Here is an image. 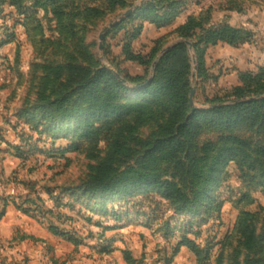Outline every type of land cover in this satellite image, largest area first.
Wrapping results in <instances>:
<instances>
[{"label":"rangeland","instance_id":"obj_1","mask_svg":"<svg viewBox=\"0 0 264 264\" xmlns=\"http://www.w3.org/2000/svg\"><path fill=\"white\" fill-rule=\"evenodd\" d=\"M91 58L121 85L98 101L145 113H78L90 104L75 88ZM186 68L189 117L264 100V0H0V264H128V253L135 264H264V116L199 121L184 163L203 176L181 183L201 192L198 211H175L148 182L107 199L81 189L109 166L114 187L182 176L173 159L145 157L175 102L143 89ZM89 126L99 129L86 137ZM229 136L249 157H226L209 175Z\"/></svg>","mask_w":264,"mask_h":264},{"label":"trees","instance_id":"obj_2","mask_svg":"<svg viewBox=\"0 0 264 264\" xmlns=\"http://www.w3.org/2000/svg\"><path fill=\"white\" fill-rule=\"evenodd\" d=\"M106 1L108 3V6H110L114 5L120 0ZM183 48L184 46L182 45L175 48L169 53L166 59H170L180 51L182 52ZM91 68H96V63L93 61V58H91L89 68L86 71V81L80 80V82H77L78 85L75 88V90H80L82 88V90L84 91V99L90 98V104L86 108H83L82 111H79V114L88 117L94 113H98L99 117L105 118L103 116L108 115L111 111H123L125 112V116L129 115L128 112L136 113V115L138 116L139 114L145 113V110H147L148 105L135 104L121 106L120 104L112 100L107 102L98 101L97 96L100 93L101 89H111L117 91L120 90L118 88H120L121 85L116 79V77L112 73H109L106 69L98 70V68H96L97 70L96 72H94L93 70H91ZM186 73L187 68L182 72L177 70H171L170 76L168 78L160 79L159 77H157L152 83L146 85L143 89V93L145 94L163 96L166 98L167 101L175 102L173 119L169 120V122L166 123L164 132L154 139V141L152 142V147L148 152H146L145 157L148 158L150 156H156V158L159 157L163 160L173 159V162H175L176 166L179 167V169H183L182 176H175V178L173 179L168 178L167 180H164V178L158 173H154L152 175H139L136 177H128L125 180L118 182V186L114 187L111 185L112 180H110L107 176V170L110 168L109 166L107 170L100 169V173H98L95 179L90 180L85 184V186L81 187L82 190L84 189V192L93 193L96 196H99L103 199H107L110 195H117L123 190L132 189L133 187H135L133 189H136L140 185H143L144 183L148 182L149 185L152 186L154 191H156L158 194H161L170 202L171 206L175 209V211H198L200 205L202 204L201 192H199L198 190H194V192L191 191L189 193L184 192L185 190H183L181 184L182 181H184L185 173L188 175V178L186 177L185 179V184L189 182L188 184H192V186L198 185L197 183H200L198 179L203 176L202 170L199 168L197 169L196 167L194 174H191L190 171L191 168L194 167V165H192L190 168H187L186 163H184L188 157V152L186 151V149L187 147L189 148V144L191 147V141L195 131L194 129L199 125V121L201 120L209 122L212 126L220 125L221 127H224L225 125L231 126L234 125V123L244 121L250 116L262 117L264 116V100L255 102H245L230 107L215 108L208 111H195V113L189 117V111H194V109L189 104V85H187V82H182L183 75H185ZM66 98L71 99L69 95ZM69 101L71 102V100ZM76 102L79 101L77 100ZM55 105V102H49L47 107L44 106V109H46L44 111L50 114V112L54 110ZM143 115L140 119L144 118ZM192 117L195 118V120H197L196 122L198 123H193ZM102 118V126L103 124H107L110 122V120H112V118H108L109 121L106 119L102 120ZM119 126L120 125H118L117 127ZM98 129V126H89L84 128L83 133L86 137L93 136L97 133ZM120 135L121 133L119 132L115 133L116 138L113 139L114 143H120ZM226 140L227 143L229 141L230 144L228 143V147L222 148L220 150L219 156L215 157L214 161L209 166V175H213L219 169L222 164V161L226 157L240 156L241 161L245 160L244 158L249 157L243 152L242 147H240L243 146V141L241 142L239 139L232 138L231 136H229ZM115 147L120 149V146ZM213 150L214 148H212V151ZM260 153L264 154V149H260ZM208 183L209 178L207 180H204L203 187L205 188V185H207ZM113 187L115 189V192H110ZM51 230L53 232H56L57 229L52 228ZM188 244L189 242L187 243V245ZM125 259L128 264H135V260L131 257L129 253L125 254Z\"/></svg>","mask_w":264,"mask_h":264},{"label":"water","instance_id":"obj_3","mask_svg":"<svg viewBox=\"0 0 264 264\" xmlns=\"http://www.w3.org/2000/svg\"><path fill=\"white\" fill-rule=\"evenodd\" d=\"M130 12H128L127 14H129ZM113 25V24H112ZM112 25H110V27L112 26ZM104 40V34H102L101 36H100V41L102 42ZM103 49V44L101 43L100 44V50H102ZM116 76L119 78V79H121L120 78V76L118 75V74H116ZM192 96H191V103H192V97H193V95H194V90L192 91V94H191Z\"/></svg>","mask_w":264,"mask_h":264},{"label":"crops","instance_id":"obj_4","mask_svg":"<svg viewBox=\"0 0 264 264\" xmlns=\"http://www.w3.org/2000/svg\"><path fill=\"white\" fill-rule=\"evenodd\" d=\"M117 261H118V264H124V263L119 259V257L117 258Z\"/></svg>","mask_w":264,"mask_h":264}]
</instances>
